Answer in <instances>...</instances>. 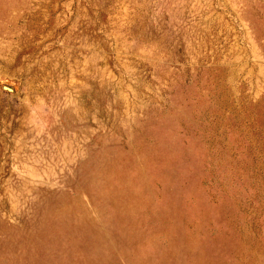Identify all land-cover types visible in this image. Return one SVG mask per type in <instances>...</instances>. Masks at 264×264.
<instances>
[{"label": "rangeland", "instance_id": "rangeland-1", "mask_svg": "<svg viewBox=\"0 0 264 264\" xmlns=\"http://www.w3.org/2000/svg\"><path fill=\"white\" fill-rule=\"evenodd\" d=\"M0 264H264V0H0Z\"/></svg>", "mask_w": 264, "mask_h": 264}, {"label": "water", "instance_id": "water-1", "mask_svg": "<svg viewBox=\"0 0 264 264\" xmlns=\"http://www.w3.org/2000/svg\"><path fill=\"white\" fill-rule=\"evenodd\" d=\"M6 90H9V89L6 88Z\"/></svg>", "mask_w": 264, "mask_h": 264}]
</instances>
